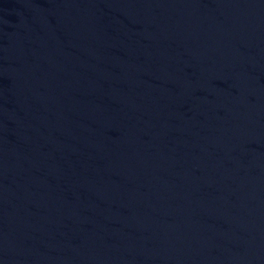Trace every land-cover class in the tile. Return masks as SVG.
<instances>
[{
	"label": "water",
	"instance_id": "obj_1",
	"mask_svg": "<svg viewBox=\"0 0 264 264\" xmlns=\"http://www.w3.org/2000/svg\"><path fill=\"white\" fill-rule=\"evenodd\" d=\"M0 264H264V0H0Z\"/></svg>",
	"mask_w": 264,
	"mask_h": 264
}]
</instances>
